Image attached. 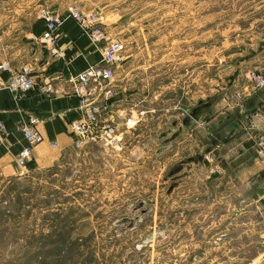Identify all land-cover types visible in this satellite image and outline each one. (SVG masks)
Wrapping results in <instances>:
<instances>
[{"label":"rangeland","instance_id":"1","mask_svg":"<svg viewBox=\"0 0 264 264\" xmlns=\"http://www.w3.org/2000/svg\"><path fill=\"white\" fill-rule=\"evenodd\" d=\"M76 2L100 8L102 26L126 44L113 109L145 112L132 128L118 119L120 142L71 145L52 164L0 171V264H264L250 187L235 195L224 182L209 198L201 152L185 155L182 144L177 153L172 140L201 99L215 114L248 102L244 88L264 70L263 40L249 28L260 0H0V61L26 58L40 8ZM237 108L229 116L241 123Z\"/></svg>","mask_w":264,"mask_h":264},{"label":"crops","instance_id":"2","mask_svg":"<svg viewBox=\"0 0 264 264\" xmlns=\"http://www.w3.org/2000/svg\"><path fill=\"white\" fill-rule=\"evenodd\" d=\"M260 2L255 7L251 5V13L256 14L260 10L264 12V0ZM59 12L65 16L57 31V43L62 51L60 56L48 54L45 45L34 39L33 36L40 35L44 28V20L36 18L25 32V37L32 41L26 51V58L11 61L14 67L25 62L30 64L35 80L34 88L18 96L8 87H0V120L5 128L0 142V171L3 174L15 175L28 167L52 164L67 147L73 145L74 135L70 122L79 114V96L73 90L71 77L103 59L102 45L95 44L89 33L66 10ZM249 28L257 32L256 36L263 40L264 45V13L259 16L256 14L249 21ZM262 57L260 61L264 62V54ZM0 77L6 79L8 72L0 70ZM250 79L251 88L248 85L243 91L248 102L233 104L238 105L240 114L245 116L241 123L229 116L232 114L229 110L233 106L231 104L226 106V110L217 108L216 114L209 113L208 108L201 118L192 126L184 127L172 140L177 143L178 149H174L177 153H181L182 144L189 146L185 155L201 152L200 165L206 170L203 179L209 188V198L214 199L212 186L217 189L224 182L235 189V195H241L243 189L250 187L253 197L248 200L250 203L254 200L263 215L261 220H254L256 224L264 223V155L258 153L255 146L257 136L264 134V114L263 110L259 111L264 106V86L257 87L253 83L254 78ZM48 82L61 91L50 96L49 91L42 88ZM114 97L117 98V94ZM222 113L225 114L221 115ZM29 114L37 116L36 126L43 139L32 146V155L26 164L20 165L15 154L28 143L20 130V124ZM197 130L205 133L204 136L200 137ZM53 141L57 144L53 145ZM193 142L195 146L190 148ZM163 151L164 148L161 147L160 152ZM195 164L197 165V161H194ZM183 169L184 164L180 170ZM244 201L241 199L240 203ZM227 221L219 220L220 223ZM249 221L252 223L251 219ZM261 235L264 237V232Z\"/></svg>","mask_w":264,"mask_h":264},{"label":"built area","instance_id":"3","mask_svg":"<svg viewBox=\"0 0 264 264\" xmlns=\"http://www.w3.org/2000/svg\"><path fill=\"white\" fill-rule=\"evenodd\" d=\"M69 16L73 17L79 25L89 33L95 44H101L103 59L92 64L71 77L73 90L79 96V114L70 122V128L74 135L73 145L83 147L91 141L120 142L122 131L119 130V118H123L127 127H135L145 110L141 109L135 116L124 109H113L114 93L113 81L117 76V69L127 57L126 44L122 39L111 36L102 26L104 15L102 10H85L81 3L69 4L67 9ZM39 17L44 20V28L40 35H34L43 43L48 54L60 56L62 53L57 43V31L64 21L65 16L59 11L48 8L38 10ZM0 70L8 72L6 79L0 77V87H8L18 96L24 95L35 86V80L31 74L32 67L29 63H22L14 67L8 61H0ZM255 86H264V72H254ZM42 88L49 91L50 96H55L61 90L52 83H46ZM264 114V110H263ZM38 118L35 114H29L20 124V130L28 142L15 154V159L20 165H25L32 155V146L43 139L36 126ZM4 123L0 120V142L4 136ZM57 144L56 141L52 142ZM258 153L264 155V134H259L255 140ZM209 156V154H207Z\"/></svg>","mask_w":264,"mask_h":264},{"label":"water","instance_id":"4","mask_svg":"<svg viewBox=\"0 0 264 264\" xmlns=\"http://www.w3.org/2000/svg\"><path fill=\"white\" fill-rule=\"evenodd\" d=\"M234 76L232 75V78ZM210 100L204 101L201 99L199 101V105H196L189 109V113L183 118V125L179 127V129L176 131L178 134L179 131H182L184 127H190L192 126L196 120L201 118L204 114V112L207 110L208 106L210 105ZM175 134L174 137L177 135Z\"/></svg>","mask_w":264,"mask_h":264}]
</instances>
